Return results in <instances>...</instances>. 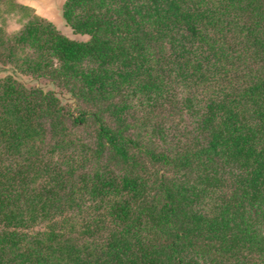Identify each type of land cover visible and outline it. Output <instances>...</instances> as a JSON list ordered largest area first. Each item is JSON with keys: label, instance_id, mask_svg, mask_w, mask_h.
<instances>
[{"label": "trees", "instance_id": "16d2710c", "mask_svg": "<svg viewBox=\"0 0 264 264\" xmlns=\"http://www.w3.org/2000/svg\"><path fill=\"white\" fill-rule=\"evenodd\" d=\"M6 1L0 264H264V0Z\"/></svg>", "mask_w": 264, "mask_h": 264}, {"label": "rangeland", "instance_id": "374dc122", "mask_svg": "<svg viewBox=\"0 0 264 264\" xmlns=\"http://www.w3.org/2000/svg\"><path fill=\"white\" fill-rule=\"evenodd\" d=\"M9 5H10V3H8L6 1L5 5H4L6 7V9H4L3 7L2 8L0 7V12H1L0 17L7 16V17H5L6 24L8 26L7 30L9 33H11V32H15L16 30L19 29V27H20L19 24L24 22L27 19L28 14L26 11H24L22 9L10 8ZM54 26L57 28V30L61 34L65 35L66 37H68L72 40H75L78 42H86L89 39L87 36L73 34L72 31L65 25L63 20H62V23H60L58 26H56L55 24H54ZM7 75L12 76L14 79H16L18 82H20L21 84L25 85L28 88L29 87L30 88L31 87L32 88H41L43 91H46V92L47 91L54 92L56 94V96L60 99L62 104H65V105L70 106V107L75 106V102L72 99V97L70 96V94L67 93L66 91L62 90L61 88L57 87L52 82L47 81V80H43V79H36L32 76L22 74L18 70H16L13 66L3 64L0 62V76L4 77ZM139 127H140V125H139ZM92 129H93L92 126H86L85 128H81V129L79 128L78 133L80 136L86 137L87 135H89V133ZM146 131L148 132V130H146ZM145 132L143 133V141H146L148 138V133L145 134ZM154 140L156 141V138ZM156 143L158 146L162 145L161 140L157 139ZM169 143L171 144L172 142L169 140ZM147 167H149V166H147ZM121 168L122 167L120 165H118L114 161V159H112L109 156V154L106 153V154H103L99 160L92 161L87 166L86 170L83 172L96 171V169H100L103 172L107 169H111L115 173H120V172H122ZM149 168L151 169V167H149ZM83 172L78 171L75 174L81 175V174H84ZM41 228H42L41 224H39L38 226L35 227V229H41Z\"/></svg>", "mask_w": 264, "mask_h": 264}, {"label": "crops", "instance_id": "0c3cea01", "mask_svg": "<svg viewBox=\"0 0 264 264\" xmlns=\"http://www.w3.org/2000/svg\"><path fill=\"white\" fill-rule=\"evenodd\" d=\"M17 3L30 7L34 12L58 26L62 23L61 8L65 0H14Z\"/></svg>", "mask_w": 264, "mask_h": 264}]
</instances>
